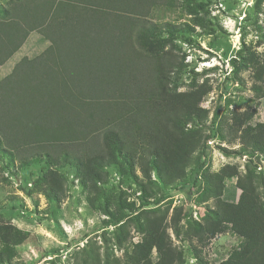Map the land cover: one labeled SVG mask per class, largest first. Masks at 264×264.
Returning a JSON list of instances; mask_svg holds the SVG:
<instances>
[{
	"label": "trees",
	"instance_id": "16d2710c",
	"mask_svg": "<svg viewBox=\"0 0 264 264\" xmlns=\"http://www.w3.org/2000/svg\"><path fill=\"white\" fill-rule=\"evenodd\" d=\"M160 1L164 0H23L14 4L8 12L9 23H0V66L32 32L47 38L51 46L33 60L23 59L0 81V156L17 155L22 163L44 156L54 167L73 161L85 186L97 183L106 167H120L137 180L136 165L149 182L156 173L164 184L172 185L185 176L193 154L203 147L204 160L194 179L198 184L208 159L204 150L215 138V134L204 137L198 130L187 129L193 121L207 118V110L200 106L202 94L170 89L171 71L180 75L183 66L160 54L158 45L149 47V62L136 59L128 46L133 19L121 16L122 12L134 16ZM206 7L203 2H189L186 9L196 15ZM151 32L144 27L137 30L140 46ZM155 40L161 46L165 42ZM219 112L220 107L214 124ZM244 134L264 154V123L248 126ZM238 176L234 166H225L209 179L218 200L214 213L218 224L230 225L243 239L242 247L221 264H264V208L257 189L239 177L238 203L221 199L224 181ZM46 180L50 195L58 200L64 192L59 175L51 171ZM24 239L12 227H0L1 264L12 259V246ZM154 248L159 254L156 263ZM85 252L82 263L76 264L176 263L163 230L150 231L136 245L131 260L103 256L92 247Z\"/></svg>",
	"mask_w": 264,
	"mask_h": 264
},
{
	"label": "rangeland",
	"instance_id": "374dc122",
	"mask_svg": "<svg viewBox=\"0 0 264 264\" xmlns=\"http://www.w3.org/2000/svg\"><path fill=\"white\" fill-rule=\"evenodd\" d=\"M22 1L0 0V20L10 19L11 7ZM189 2L207 7L192 15L186 9ZM137 13L121 14L133 19L128 46L136 59L149 62V47L158 45L160 54L183 66L180 75L171 71L170 89L202 94L200 106L207 118L187 129L215 138L204 150L208 159L199 183L194 179L204 160L203 147L193 154L185 176L172 185L156 173L149 182L136 165L137 180L120 167H106L97 183L85 186L73 161L54 167L44 156L27 163L17 155L0 156V227L25 236L12 246V259L4 264L82 263L89 247L103 256L131 260L136 245L150 231L161 230L174 250L175 264H221L243 244L230 225H219L214 216L218 200L209 179L225 166H234L239 176L224 181L221 199L238 203L242 177L253 183L264 208V154L244 134L248 126L264 123V0H164ZM140 27L154 32L145 37L143 47L136 39ZM157 37L165 40L162 46ZM46 40L38 33L29 36L31 56L45 51L41 43ZM51 171L64 188L58 200L50 195L46 180ZM152 260H159L156 248Z\"/></svg>",
	"mask_w": 264,
	"mask_h": 264
},
{
	"label": "crops",
	"instance_id": "0c3cea01",
	"mask_svg": "<svg viewBox=\"0 0 264 264\" xmlns=\"http://www.w3.org/2000/svg\"><path fill=\"white\" fill-rule=\"evenodd\" d=\"M0 23H9V19L8 20H0ZM33 33H37V32H32L29 34V36ZM39 34V33H38ZM28 38L26 39V41L24 42V44L20 47V49L14 53V55L2 66H0V81H2L4 78H6L7 76H9L12 71L14 70V68L16 67L17 64H19L23 59H29V60H33L37 57H39L40 55H42L50 46H51V42L49 40H46L45 42H42L41 44H43L42 46H46L47 48L45 49V51L37 56H31L29 47L27 45L28 43ZM30 53V54H29Z\"/></svg>",
	"mask_w": 264,
	"mask_h": 264
}]
</instances>
